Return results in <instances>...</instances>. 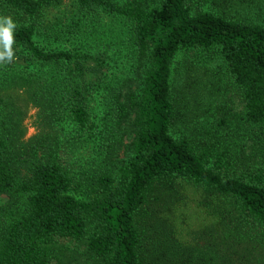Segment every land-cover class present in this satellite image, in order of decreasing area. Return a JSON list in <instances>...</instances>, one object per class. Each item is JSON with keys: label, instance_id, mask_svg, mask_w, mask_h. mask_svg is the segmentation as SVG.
Listing matches in <instances>:
<instances>
[{"label": "trees", "instance_id": "16d2710c", "mask_svg": "<svg viewBox=\"0 0 264 264\" xmlns=\"http://www.w3.org/2000/svg\"><path fill=\"white\" fill-rule=\"evenodd\" d=\"M61 1L0 0L16 25L11 59L0 36V106L18 91L41 106H63L79 130L91 131L96 94L108 83L101 57L78 46L44 50L35 40L44 8ZM212 1L220 3L197 0ZM239 1L235 5L248 4ZM249 2L262 7L264 0ZM77 6L121 18L146 61L140 92L124 101L119 92L111 96L117 128L104 152L112 159L121 143L115 132L128 123V157L111 170L84 171L76 181L53 128L17 147L18 119L7 126L0 120V195L24 202L23 210L0 218V264H51L59 238L84 245L92 264H264V169L237 170L220 128L198 138L176 133L180 112L172 83L178 55L220 54L241 90L244 120L264 126V22L207 10L194 0H77ZM23 148L36 158L24 177L14 163ZM178 180L224 199L206 227L208 237L201 233L198 240L211 250L208 259L192 258L187 245L180 251L173 235L155 227L164 220L155 206L168 202Z\"/></svg>", "mask_w": 264, "mask_h": 264}, {"label": "rangeland", "instance_id": "374dc122", "mask_svg": "<svg viewBox=\"0 0 264 264\" xmlns=\"http://www.w3.org/2000/svg\"><path fill=\"white\" fill-rule=\"evenodd\" d=\"M127 1L119 0L120 3ZM219 2L201 5L194 0L197 6L207 10H225L232 15L264 22V2L262 7L249 0L245 1L246 7L235 5L239 0ZM5 16L11 17V12L0 7V17ZM35 40L44 50L78 46L101 57L103 75L108 83L96 94L93 103L96 125L91 131L83 132L67 117L63 106H41L18 91L12 92V103L0 106L2 125L5 122L7 126L11 118L18 119L17 147L32 145L39 135L53 128L61 141L63 158L76 181L84 171L93 174L102 169L111 170L114 162L128 157L127 144L132 135L128 123H123L121 132H115L121 140L119 149L113 152L112 159L107 158L105 145L113 137L111 129L117 128L112 93H121L123 101L126 95H137L146 69V61L138 56L133 45L129 26L109 13L84 12L78 8L77 0H62L44 8ZM4 79L0 76V94L4 92L1 90ZM172 83L180 112V121L174 129L176 133L198 138L211 128H220L228 138L230 159L237 170L264 169V126L244 120L241 90L220 54L205 58L194 52L178 55ZM33 159L36 158L31 150H19L14 161L16 172L23 177L28 175ZM176 187L166 204L161 202L155 206L158 218L164 219L155 227L162 236L173 235L180 242V251L187 245L189 256L201 258L204 255L208 259L211 250L198 240L201 233L208 237L206 227L217 220L216 205H222L224 199L205 195L201 188L183 180H178ZM23 206L19 196L1 194L0 218L14 215L23 210ZM58 250L59 257L51 264H92L94 261L84 245L68 238H59Z\"/></svg>", "mask_w": 264, "mask_h": 264}, {"label": "clouds", "instance_id": "9594fccd", "mask_svg": "<svg viewBox=\"0 0 264 264\" xmlns=\"http://www.w3.org/2000/svg\"><path fill=\"white\" fill-rule=\"evenodd\" d=\"M15 22L12 20L11 17L5 16L0 17V36H2L4 41V46L6 49V57L8 59L12 58V52L10 49V45L12 42V31L15 28Z\"/></svg>", "mask_w": 264, "mask_h": 264}]
</instances>
